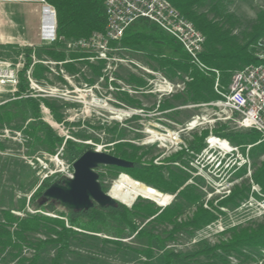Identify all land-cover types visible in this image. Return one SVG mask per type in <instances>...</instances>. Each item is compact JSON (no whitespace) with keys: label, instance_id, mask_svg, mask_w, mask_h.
Returning <instances> with one entry per match:
<instances>
[{"label":"trees","instance_id":"trees-1","mask_svg":"<svg viewBox=\"0 0 264 264\" xmlns=\"http://www.w3.org/2000/svg\"><path fill=\"white\" fill-rule=\"evenodd\" d=\"M52 6L56 13V36L65 39L87 37L93 32L102 31L106 24L104 0H43ZM182 16L205 37V51L200 59L206 70H200L190 62L183 47L171 36L161 31L156 25L146 19L139 20L136 24L125 30L120 44L131 49L145 50L147 60L154 63L156 68L171 80L183 81L185 77L191 80L185 82L184 91L176 93L160 103V111H168L170 114L174 108L187 104L209 103L218 98L213 90L215 75L212 70L219 73V84L227 86L232 74L250 64L264 63L256 56L257 49L254 45L258 41L264 42V11L257 12L255 18L245 23L236 14L229 12L227 7L232 0H167ZM5 50V48H3ZM9 50L6 49V52ZM26 69L30 62L31 49H25ZM41 52L53 60L62 61L66 54L60 42L47 47H42ZM81 54L70 53L71 59ZM83 55V54H82ZM97 70L96 68H92ZM44 67L34 65L32 75L41 78ZM68 71H73L72 65H67ZM25 70L19 73L18 95L27 91L28 86L24 77ZM99 72L96 71V75ZM138 82L131 77L130 83ZM88 82H92L89 80ZM123 100L131 105L136 101L124 94ZM46 107L56 123H63L61 112L64 104L51 99L19 98L0 106V129L6 127L17 131L23 136L26 153L31 156L35 152H46L54 155L63 145L62 151L66 160L74 162L86 150L93 148L90 145L71 141L59 136L53 128L42 121L40 105ZM136 119V116H133ZM113 143L110 154L132 163L130 168L105 167L110 176L118 178L119 185L111 195L119 200L114 207L99 208L94 206L89 210L59 212L52 202L39 201L42 191L45 190L59 175L44 178L37 187L39 180L34 177L28 184V188L37 187L31 195L29 205L35 213H28L25 208V198L19 199V204L13 206L23 216L12 213L10 206H0V260L5 256L17 260L19 264H38L40 255L47 249H53L54 255L49 264H62L65 255L70 251L72 242H82L78 237L94 238L95 234L106 233L115 238H123L136 233L139 238L146 240V249H143L146 257L153 246L160 247L167 240L173 238L178 232H186L189 235L204 228L217 219L219 212L217 207L213 210L202 207L201 192L192 186H184L187 176L182 171H174L172 165H153L144 162L147 154L143 148L123 142V131L117 126L111 131ZM215 136L226 138L236 146L251 145L249 157L252 160V180L259 185L264 193V141H260V135L249 130L244 133L214 132ZM81 140L89 139L86 135L74 134ZM195 141L188 143L192 152H199L203 145ZM199 141V139H198ZM64 143V144H63ZM3 150V145L0 144ZM243 151V150H242ZM149 153V152H148ZM262 162L257 164V160ZM177 156L173 159L177 162ZM172 161V162H173ZM166 171V172H164ZM245 172V169H243ZM129 176V177H128ZM138 183H137V182ZM140 182V183H139ZM22 184L27 182L22 181ZM103 191L106 189L101 183ZM249 187L243 183L234 189L230 197L221 201L218 207H235L238 202L246 197ZM174 194V201L167 207L158 211L153 202L142 199L139 196L166 203L169 195ZM138 197V198H137ZM137 198V199H136ZM136 199V200H135ZM133 203V204H132ZM131 205L128 208L125 205ZM192 210V216L186 220L178 221L183 217L185 210ZM39 210V211H38ZM56 212V217L46 215ZM147 223L138 231L137 223ZM170 226L161 233L156 231L162 225ZM159 227V228H158ZM229 238L213 247H205L186 255L183 259L196 255H206L222 263L229 254L245 259H253L250 251H259L264 248V221L262 223L248 225L246 227H233L229 231ZM110 240V241H109ZM106 243L118 244L115 240H103ZM29 252L30 258L25 257L24 252ZM246 252V253H245ZM181 255L172 251L164 254L163 264H179ZM145 264V263H143Z\"/></svg>","mask_w":264,"mask_h":264},{"label":"rangeland","instance_id":"rangeland-1","mask_svg":"<svg viewBox=\"0 0 264 264\" xmlns=\"http://www.w3.org/2000/svg\"><path fill=\"white\" fill-rule=\"evenodd\" d=\"M227 9L247 23L255 18L258 11H264V0H232ZM119 46L121 49L114 56L121 59V61L114 63L116 69L113 72L114 77H117V84L115 83L114 85L117 90L113 87L114 89L111 91L107 88L108 85L101 83L98 90L93 92L92 95L84 97V93H82V96H79L86 103L85 106L72 100L57 101L64 104L61 110L64 120L63 123H56L52 118L50 126L59 136L64 138L63 142L66 139H70L107 153H110L112 144L115 143H109L110 139H112V134L108 131L117 126V131H123V142L126 141L140 146L144 152L147 151L143 159L144 162H151L157 166L172 165L174 171L184 172L187 180L182 187L192 186L201 192L200 202L202 207L210 210H213L211 209L213 206L217 207L219 212H216L217 214L215 215H218V217L208 224L213 226L205 228L208 226L206 225L190 235L182 231L176 232L173 238L167 240L162 246H153L149 250L151 254L148 257L143 252V249L147 248L146 240L143 237L139 238V236H136V233L123 238L111 237V235L106 233L95 234L96 237L94 238L79 236L78 238L82 242L71 243L70 251L65 255L62 264H163L162 258L164 254L171 251L174 254L181 255L182 259L178 261L179 264H224L209 257V255L200 254L187 259H183V257L190 254L193 255L202 248L213 247L226 241L229 238L228 231L233 227H246L264 221V216H258L254 209L237 210L238 206L247 199H260L259 193L264 196L259 185L252 180L253 165L248 152L250 149L248 146L251 147V145L236 146L226 138L215 136L214 134V132L222 134L244 133L249 131V129L237 128L235 122L232 121V119L236 120L237 116L225 111L222 107L174 108L171 112L172 114L169 111H160L158 109L160 103L170 99L174 94L160 97L158 93L148 94L147 91L152 87L149 84L150 81L157 83L159 75H165L156 68L154 63L149 62L152 61L151 59L147 60L145 50L126 48L122 44ZM12 59L13 57L6 58V60L11 61ZM72 66L73 71H76L77 66ZM79 66L81 67L82 65ZM92 68H96L97 72L101 71L98 66L93 67L92 65ZM96 71L85 69L87 75L92 77L90 78L92 82H89L91 84L98 75H96ZM131 77H134L138 82L134 83L133 81V83H130ZM167 79L172 83L176 82L175 80ZM83 81L76 80L75 85L78 86ZM124 94H127L129 98L136 101L135 104L139 103V105L127 103L122 99ZM70 95L68 96L70 99L75 96V94ZM40 116L42 119L41 111ZM133 116H136V119ZM197 117L203 119L198 129L192 131L184 130L179 133L178 141L172 140V134L177 129H182L183 125ZM4 130H7L6 135L3 132ZM17 134H19L17 131H12L6 127L0 129V144L4 147L3 150L0 149V206H10L12 208L19 204V199L25 198L26 211L35 213L34 208L28 203L31 195L46 175L45 165H48L50 171L54 169L49 158L51 154L47 155L48 153L39 151L28 156L23 136ZM74 134L86 135L89 139L81 140ZM209 137H215L221 142L226 141L230 147H236L237 150L232 151L230 154L228 153L223 158L224 154H226L225 150L216 145L210 148L206 140ZM195 139L197 140L196 142L204 146L203 150L192 152L188 147V143L195 141ZM225 145L223 143L220 144L222 148L228 149ZM178 146L181 147V150H179ZM60 151L63 161L65 163L70 162L66 160L63 151ZM54 155H52V158ZM176 156L179 160L174 162L173 159ZM244 160L247 161L245 165H243ZM220 161L221 163H219ZM261 162L260 159L257 160V164ZM243 169H245V172H243ZM96 172L99 175V182L102 183L106 192L112 195L119 185L118 177L120 174L116 177L110 176L107 170L101 167ZM34 177L39 180L38 185L29 189L27 186L33 181ZM22 181L27 182V184H22ZM243 183L249 189L246 197L239 201L237 206L233 208L218 207L221 201L226 197H230L234 189L240 187ZM252 187H255L257 192L253 191ZM159 193L173 197L169 204L174 201L176 196V193ZM39 201L42 200L39 198ZM131 205L125 206L130 208ZM154 205L158 207L159 212L165 208ZM53 206L56 211L66 212L58 209L55 204ZM12 209H14L12 211L13 214L23 216V213L18 212L16 208ZM192 212H194L193 209L190 211L186 209L183 217H179L178 221L191 217ZM45 214L56 217V212H45ZM146 223L147 221L137 223V230L139 231ZM217 225L221 226L223 231H219L216 228L218 227ZM164 229L168 231L170 226L162 225L156 231H163ZM104 239L115 240L118 244L106 243L103 241ZM23 254H25V257H31L28 251ZM53 255V249L43 251L38 264H49ZM248 255L253 259H245L243 256L237 257L235 254H229L225 258L227 260L225 264H264V248L259 251H250ZM0 264L19 263L17 260L5 256L3 260H0Z\"/></svg>","mask_w":264,"mask_h":264},{"label":"built area","instance_id":"built-area-1","mask_svg":"<svg viewBox=\"0 0 264 264\" xmlns=\"http://www.w3.org/2000/svg\"><path fill=\"white\" fill-rule=\"evenodd\" d=\"M42 3L41 39L47 40L48 45L60 42L66 53L81 55L74 59L69 58L57 61L47 56L38 58L34 54H31V62L26 69H24V57L20 56L14 62L0 60V106L9 101L27 97L56 101L72 100L73 102L85 106L86 103L82 101L79 96H82V93H84V97L92 95L93 92L98 90L101 83L108 85L107 88L111 91L114 89L113 87L117 90V87L114 86L115 83L117 84V77L113 75L116 69L114 63L120 62L121 59L114 55L121 49L119 46L120 40L125 30L141 19L148 20L161 31L175 39L183 47L192 64L197 66L200 70L207 69L200 59L201 54L206 50L205 37L167 0H104V11L106 16L104 29L102 31L93 32L87 37L75 39L58 38L56 36L55 10L45 1H42ZM45 17L49 20L46 33H44L46 25H44L43 21ZM254 47L258 50L256 56L264 60V42L258 41ZM37 64L45 69L41 78H35L32 75L33 67ZM71 64L77 66L76 71H68L65 68V65ZM79 65L82 66L80 67ZM92 65L93 67L98 66L101 71L96 77L94 76L96 79L91 84L88 81L92 77L87 75L85 69L91 70ZM134 65L136 64L134 63ZM22 70H25L24 77L28 89L25 93L18 95L19 73ZM212 72L215 75L213 90L218 98L209 103L187 104L178 106L176 109L209 106L222 107L225 111L237 116L236 120L232 119L237 128L254 130L260 135L259 142L264 141V63L250 64L235 71L228 85L225 87L219 84V73L215 70H212ZM76 80L84 81L77 86L75 85ZM190 80V78L185 77L183 81L177 80L172 83L166 76L159 75L157 83L149 82L152 87L147 92L148 94L158 93L160 97L172 95V93L175 94L176 92L184 91L185 82ZM70 94H75V96H73L74 98L70 99L68 97L71 96ZM3 95H7L8 97L3 99ZM40 111L43 115V121L49 125L52 124V116L49 110L41 104ZM202 120L203 119L197 117L187 122L182 126V129H177V131L172 134V140L178 141L179 133L184 130L192 131L198 129ZM3 132L5 135L7 134V130ZM17 135H20V133ZM206 140L210 148L216 145L225 150L226 154H224L223 158L226 157L228 153L230 154L232 151L237 150L236 147H230L228 142H221L215 137H209ZM222 143L226 144L228 149L222 148L220 146ZM248 147L250 148V146ZM60 150H62V147L55 153L53 158L52 155L47 154L49 155L50 162H52L54 169L50 171L48 165H45L44 170H47V172L44 178L57 174L60 177L67 178L72 176V162L65 163L62 159ZM179 150H181V147H179ZM247 161L244 160L243 165H245ZM219 163H221V161ZM119 174L121 175L124 173ZM252 188L253 191L257 192L255 187ZM224 195L226 196L225 193ZM258 195L261 197L260 199L249 198L242 202L237 210L254 209L258 216H264V196L260 193ZM139 197L149 200L162 208L169 205L173 198L169 196V200L166 203H159L142 196ZM211 226L213 225H208L205 228ZM216 228H218L219 231H223L221 226Z\"/></svg>","mask_w":264,"mask_h":264},{"label":"water","instance_id":"water-1","mask_svg":"<svg viewBox=\"0 0 264 264\" xmlns=\"http://www.w3.org/2000/svg\"><path fill=\"white\" fill-rule=\"evenodd\" d=\"M130 168L132 163L110 153L90 148L72 163V176L61 177L49 185L41 194L40 200L54 202L64 211L89 210L114 207L119 200L102 189L96 170L101 167ZM123 204V203H121Z\"/></svg>","mask_w":264,"mask_h":264},{"label":"crops","instance_id":"crops-1","mask_svg":"<svg viewBox=\"0 0 264 264\" xmlns=\"http://www.w3.org/2000/svg\"><path fill=\"white\" fill-rule=\"evenodd\" d=\"M42 1L0 0V60L13 57L12 61H6L14 62L20 56L26 58V48L31 49L30 56H47L41 52L42 47L51 46L47 40L41 39ZM43 21L46 33L49 20L45 17ZM6 49L9 51L6 52ZM65 54V59H69L68 53ZM65 68L67 69V65ZM7 97L3 95V99Z\"/></svg>","mask_w":264,"mask_h":264},{"label":"flooded vegetation","instance_id":"flooded-vegetation-1","mask_svg":"<svg viewBox=\"0 0 264 264\" xmlns=\"http://www.w3.org/2000/svg\"><path fill=\"white\" fill-rule=\"evenodd\" d=\"M60 178H61V177H59V178L55 179V180L53 181V183H54V182H56V181H59V180H60ZM52 203L54 204V202H52Z\"/></svg>","mask_w":264,"mask_h":264},{"label":"bare ground","instance_id":"bare-ground-1","mask_svg":"<svg viewBox=\"0 0 264 264\" xmlns=\"http://www.w3.org/2000/svg\"><path fill=\"white\" fill-rule=\"evenodd\" d=\"M171 141V140H170ZM165 146V145H164ZM226 148H228V146L225 145Z\"/></svg>","mask_w":264,"mask_h":264}]
</instances>
